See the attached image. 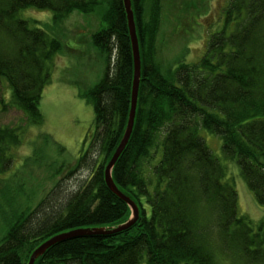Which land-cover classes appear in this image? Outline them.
<instances>
[{"label":"trees","instance_id":"trees-1","mask_svg":"<svg viewBox=\"0 0 264 264\" xmlns=\"http://www.w3.org/2000/svg\"><path fill=\"white\" fill-rule=\"evenodd\" d=\"M103 1L104 26L91 43L105 70L93 87L79 92L92 107L93 127L73 169L89 168L90 176L66 198L59 181L27 206L0 180V264H27L53 236L116 227L131 216L103 175L130 109L133 58L123 0H0V87L4 80L11 92L8 102L0 98V110L20 111L23 127L42 125L48 63L63 49L20 12L50 11L51 26H43L55 32L71 12L91 14ZM131 5L140 82L133 130L112 179L138 206V220L120 233L57 243L34 264H264V216L252 222L238 214L226 169L199 135L205 130L220 139L225 159L237 164L264 206V0H228L223 29L209 35L204 54L176 67L156 59L161 0ZM21 129L0 127V173L11 165L8 153L21 144Z\"/></svg>","mask_w":264,"mask_h":264},{"label":"rangeland","instance_id":"rangeland-1","mask_svg":"<svg viewBox=\"0 0 264 264\" xmlns=\"http://www.w3.org/2000/svg\"><path fill=\"white\" fill-rule=\"evenodd\" d=\"M227 1L161 0L156 59L172 67L198 61L204 54L209 35L223 29L222 9ZM104 6L103 1L91 14L71 12L55 32L43 26H51L50 11L29 9L19 14L21 19L38 22L37 27L63 46L48 63L52 65L51 83L43 90L39 104L43 124L23 127L25 118L20 111L0 110V127L22 126L19 131L21 144L11 148L8 153L13 159L11 165L0 173V180L15 192L22 205L38 203L59 181L62 198H66L90 176L89 168L73 171L81 155L83 140L93 127L92 107L79 92L93 87L105 70L104 57L91 43V36L104 26L100 16ZM10 96L7 83L1 80L0 98L8 102ZM199 135L226 169L225 180L237 192L238 214L252 222L258 221L264 216V206L255 201L237 164L225 159L220 139L205 130H200ZM92 160H95L94 156Z\"/></svg>","mask_w":264,"mask_h":264},{"label":"water","instance_id":"water-1","mask_svg":"<svg viewBox=\"0 0 264 264\" xmlns=\"http://www.w3.org/2000/svg\"><path fill=\"white\" fill-rule=\"evenodd\" d=\"M123 6L126 14L127 19V28L130 37L131 49H132V58H133V80H132V88H131V97H130V109L128 114V120L126 124V128L123 134V137L116 148L114 154L112 155L111 159L107 163L104 168V181L108 188V190L113 193L116 197H118L121 201H123L131 211V216L127 222L120 224L116 227L112 228H94V229H79L74 230L67 233L58 234L56 236L51 237L50 239L43 242L39 247H37L32 254L29 256V260L27 264H34L35 261L43 256V254L53 245L63 242L65 240L83 237V236H93V235H111L120 233L123 231L128 230L131 228L139 217V208L138 206L125 194H123L119 189L116 187L115 183L112 179V169L118 160L119 156L125 149L129 138L131 136L135 115H136V108H137V99H138V88L140 82V53H139V44L138 38L136 34V27L134 21V15L132 11L131 0H123Z\"/></svg>","mask_w":264,"mask_h":264}]
</instances>
